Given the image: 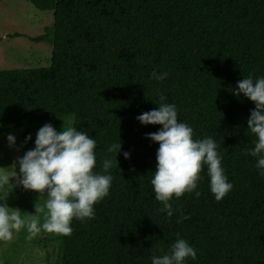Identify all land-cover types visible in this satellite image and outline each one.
Wrapping results in <instances>:
<instances>
[{"label":"trees","instance_id":"trees-1","mask_svg":"<svg viewBox=\"0 0 264 264\" xmlns=\"http://www.w3.org/2000/svg\"><path fill=\"white\" fill-rule=\"evenodd\" d=\"M30 1L53 11L51 62L0 69V133L25 129L23 157L45 124L58 133L74 125L96 141L93 172L113 177L94 218H73L72 234L53 238L55 263L152 264L179 233L197 252L184 264H264V175L246 154L257 140L247 124L255 102L233 92L264 77V0ZM153 71L168 75L157 81ZM161 94L194 140L216 142L233 184L217 201L204 165L201 195L173 197L171 218L151 184L159 143L146 136L162 125L137 119ZM120 142L118 154L107 151ZM182 214L190 218L177 223Z\"/></svg>","mask_w":264,"mask_h":264},{"label":"clouds","instance_id":"clouds-1","mask_svg":"<svg viewBox=\"0 0 264 264\" xmlns=\"http://www.w3.org/2000/svg\"><path fill=\"white\" fill-rule=\"evenodd\" d=\"M168 73H151V78L162 81ZM234 94L243 93L255 102L247 124L251 134L257 137L254 148L248 150L257 158L256 167L264 175V77L255 81L249 76L238 82ZM158 109H153L137 116L144 125H162L157 132L146 136L159 143L156 159L157 166L151 179L155 199L163 207L169 218L174 214L170 201L173 197L180 199L185 193L197 191L202 167L207 165L210 177V191L217 201H221L233 188L228 182L221 166L222 157L218 154V145L211 138L193 139V129L184 122H178V112L174 104L165 103L166 97L160 95ZM65 123V122H64ZM10 146L15 144V137H7ZM31 135L26 137V141ZM95 139L87 133L77 130L74 125L64 127L59 133L49 123L42 126L35 140V148L28 150L23 157H18L11 166V174L0 172V190L6 188L11 177H16L17 184L26 190H34L41 195L47 193L46 200L35 203V215L21 218L20 210L4 203L0 205V241H11L13 233L22 228L28 232L31 240L41 233H54L70 236L73 232V218L80 221L94 218V205L109 194L113 177L110 174L94 173L96 166ZM120 143L108 146L109 153L119 152ZM117 156V155H116ZM129 158V153H124ZM19 165V174L16 164ZM116 163L118 161L116 159ZM113 166L111 159L102 162L103 171L108 173ZM5 197L2 200H6ZM41 218L43 223H41ZM181 215L177 223L189 219ZM170 246L169 253L163 256H152V264H184L186 258L195 260L196 250L185 239L179 238Z\"/></svg>","mask_w":264,"mask_h":264},{"label":"rangeland","instance_id":"rangeland-1","mask_svg":"<svg viewBox=\"0 0 264 264\" xmlns=\"http://www.w3.org/2000/svg\"><path fill=\"white\" fill-rule=\"evenodd\" d=\"M52 25V10L37 9L30 0H0V69L49 66ZM24 131L17 128L0 133V172L10 175L11 166L22 157ZM10 134L15 137L11 146L7 139ZM15 170L19 174L18 163ZM46 195L26 190L11 177L6 188L0 190V205L7 203L10 210L18 208L23 219L35 215V203H43ZM27 236V229L22 228L13 233L11 241H0V264H56L57 242L53 238L57 234L41 231L31 240Z\"/></svg>","mask_w":264,"mask_h":264}]
</instances>
